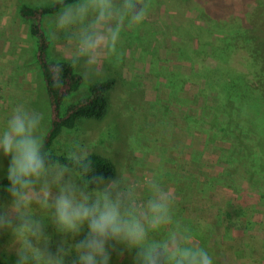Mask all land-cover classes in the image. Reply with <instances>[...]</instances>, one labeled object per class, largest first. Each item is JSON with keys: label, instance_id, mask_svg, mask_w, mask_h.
Returning <instances> with one entry per match:
<instances>
[{"label": "rangeland", "instance_id": "1", "mask_svg": "<svg viewBox=\"0 0 264 264\" xmlns=\"http://www.w3.org/2000/svg\"><path fill=\"white\" fill-rule=\"evenodd\" d=\"M55 1L0 0V130L20 104L43 114L38 128L42 138L48 127V100L34 59L35 43L29 21L20 18L18 10ZM243 1L246 5H240L250 11L258 0ZM259 1L260 33L245 39L252 41L246 45L247 55L237 51L231 63L242 81L235 88L242 91L236 103L224 111L216 109V88L197 77L193 82L175 81L174 72L188 76L196 71L197 64L193 67L191 60L181 58L183 53L194 62L200 59L203 66L219 65L210 55L211 45L217 39L233 41L237 30L213 29L209 38L203 28L234 17L244 23L239 0H151L144 23L123 34L118 61H105L102 72L88 80L73 68L81 85L64 100L62 111L87 96L93 84L113 78L105 117L78 120L53 145L59 154L67 155L71 146L80 145L110 160L115 166L113 180L121 172L126 182L143 185L149 176L162 173L164 186L175 194L176 218L190 227L214 264H264V0ZM56 15L43 20L50 39L47 55L53 61L58 45L68 46L63 33L55 41L50 35ZM240 33L237 42L244 39ZM9 162L10 156L0 152V179L7 178ZM148 195L142 187L140 198ZM9 203L7 188H1L0 211ZM44 231L54 253L65 238L55 233L50 221H45ZM86 231L68 237V243L83 239ZM108 248L109 264H134L135 250L113 243ZM0 258L17 260L7 230H0ZM74 260L73 253L65 264Z\"/></svg>", "mask_w": 264, "mask_h": 264}, {"label": "clouds", "instance_id": "2", "mask_svg": "<svg viewBox=\"0 0 264 264\" xmlns=\"http://www.w3.org/2000/svg\"><path fill=\"white\" fill-rule=\"evenodd\" d=\"M63 4V0H59ZM151 0H75L64 4L53 20L54 41L63 33L67 45H58L53 72L61 60L70 61L85 80L102 72L105 61H118L125 32L147 19ZM43 114L16 106L0 130V152L10 156L7 191L10 203L0 211V230L12 236L16 264H109V243L135 250L134 264H214L213 256L195 234L175 216V194L163 184L162 173L143 185L126 182L123 175L106 181L90 175L93 162L86 147L73 145L67 163L51 159L38 135ZM146 187L147 199L140 198ZM39 217V218H37ZM45 221L65 238L53 253ZM87 229L84 238H75Z\"/></svg>", "mask_w": 264, "mask_h": 264}, {"label": "trees", "instance_id": "3", "mask_svg": "<svg viewBox=\"0 0 264 264\" xmlns=\"http://www.w3.org/2000/svg\"><path fill=\"white\" fill-rule=\"evenodd\" d=\"M219 0H214V3ZM221 1V0H220ZM75 0H63V4L59 0L53 2L46 7L32 8L29 6H21L18 10L20 18L29 21V35L33 38L34 47V59L39 67L42 81L45 87L48 108H49V124L44 133V149L50 153L51 159L60 163H67L65 154H59L53 150V145L57 137L63 130H72L75 128L76 123L80 119L100 121L105 117L107 110V93L110 91L115 83L113 78L106 79L102 82H97L90 87L89 94L73 104L66 106L62 111V103L72 93L76 92L81 85V77L74 72L70 63L61 61V71L57 74L53 72L54 61L49 60L47 55V48L49 46V35L43 27V20L46 16H53L58 14L64 4H70ZM240 4H245L243 0H239ZM261 1H257L253 10L246 11L245 6L240 5L244 12V23L234 19L225 22L226 20H217L216 23H209L210 26L203 28L206 36L212 34V30L215 32L232 31L237 30V34H232L233 41H226L223 39H217V43L211 45V57L216 59L219 63L218 66L209 67L203 66L200 59L196 62L192 57H187L186 53H183L182 57L186 60H191V65L197 64L196 71L188 76L181 75L179 71H176L174 75L175 81H191L197 77L205 86L209 88H216V109L221 108L224 111L230 105L237 102L236 96L242 95V91L238 90L242 81L240 77L235 75L238 72L231 65L233 60H236L237 51H244V55H247L246 45L249 42L245 40L250 34L260 33L259 12L263 6ZM246 5V4H245ZM201 12H203L201 10ZM246 13V14H245ZM205 14V12H203ZM207 23V25H209ZM241 32V33H240ZM208 33V34H207ZM240 33L244 38L242 41L237 42V36ZM205 36V37H206ZM223 38H229L223 36ZM239 39V38H238ZM243 53V52H241ZM201 54V52H200ZM198 59V58H197ZM190 61V62H191ZM194 62V63H193ZM241 64L239 61H236ZM230 65V66H229ZM213 68V69H211ZM238 74V73H237ZM180 81V82H181ZM174 84V82H172ZM174 87L173 85H171ZM236 88V90H235ZM226 115V114H225ZM90 159L93 162L92 176H103L108 180H113L115 176L114 164L98 155L90 154ZM8 187L7 178L0 179V189ZM0 264H16V261H10L4 258H0Z\"/></svg>", "mask_w": 264, "mask_h": 264}, {"label": "crops", "instance_id": "4", "mask_svg": "<svg viewBox=\"0 0 264 264\" xmlns=\"http://www.w3.org/2000/svg\"><path fill=\"white\" fill-rule=\"evenodd\" d=\"M53 61V60H52Z\"/></svg>", "mask_w": 264, "mask_h": 264}]
</instances>
